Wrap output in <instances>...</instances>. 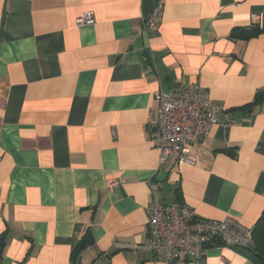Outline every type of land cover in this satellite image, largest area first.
<instances>
[{
    "label": "crops",
    "instance_id": "1",
    "mask_svg": "<svg viewBox=\"0 0 264 264\" xmlns=\"http://www.w3.org/2000/svg\"><path fill=\"white\" fill-rule=\"evenodd\" d=\"M194 84L218 121L193 163L160 161L153 93ZM174 201L250 228L264 209V0H0V264H166L146 207ZM177 264L255 263L210 244Z\"/></svg>",
    "mask_w": 264,
    "mask_h": 264
},
{
    "label": "built area",
    "instance_id": "2",
    "mask_svg": "<svg viewBox=\"0 0 264 264\" xmlns=\"http://www.w3.org/2000/svg\"><path fill=\"white\" fill-rule=\"evenodd\" d=\"M159 7L153 8L143 20L145 31L156 30ZM255 16L253 15V18ZM90 12L77 19V24H91ZM157 117L150 120L158 132L156 144L159 160L174 159L177 163H193L188 146L204 137L217 123L218 109L194 84L182 91L156 90ZM151 237L146 249L166 264L182 260L199 262L206 246L224 244L249 248L253 244V230L232 217L222 220L198 217L186 205L177 201L156 202L146 207Z\"/></svg>",
    "mask_w": 264,
    "mask_h": 264
},
{
    "label": "trees",
    "instance_id": "3",
    "mask_svg": "<svg viewBox=\"0 0 264 264\" xmlns=\"http://www.w3.org/2000/svg\"><path fill=\"white\" fill-rule=\"evenodd\" d=\"M261 30L256 27H251L249 29H233L230 33L231 38H240L242 40H247L252 36L257 35ZM262 97V94H257V99ZM248 107L247 105L242 106ZM253 230V244L248 248L251 252V259L255 264H264V209L262 210ZM93 243V236L91 230L86 229L80 236L79 241L75 249L71 254V259H74L81 249L86 245H91ZM210 245V244H209ZM3 246V238L0 236V251Z\"/></svg>",
    "mask_w": 264,
    "mask_h": 264
}]
</instances>
